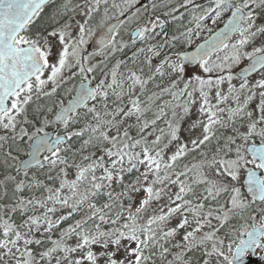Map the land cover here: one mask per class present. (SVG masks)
Listing matches in <instances>:
<instances>
[{
    "label": "snow or ice",
    "instance_id": "6c2138e0",
    "mask_svg": "<svg viewBox=\"0 0 264 264\" xmlns=\"http://www.w3.org/2000/svg\"><path fill=\"white\" fill-rule=\"evenodd\" d=\"M262 241L264 0H0V264H248Z\"/></svg>",
    "mask_w": 264,
    "mask_h": 264
},
{
    "label": "water",
    "instance_id": "95a60500",
    "mask_svg": "<svg viewBox=\"0 0 264 264\" xmlns=\"http://www.w3.org/2000/svg\"><path fill=\"white\" fill-rule=\"evenodd\" d=\"M220 27H223V24H221V25H220L218 28H216L215 30H218ZM102 31H103V30H98V34L92 37V40H91V42H90V46H89V47H90V50L93 51V52H94V51H97L98 48L100 47V44H99V41H100V32H102ZM208 35H209V34H208ZM208 35H207L206 37L200 39L196 44L203 43L204 40L208 37ZM196 44H195L194 46L191 47L192 50L195 49ZM248 63H249V61H247V63L244 64L242 67L247 66ZM258 71H259V69L257 70V72H258ZM255 73H256V72H255ZM255 73H251V76H252L253 74H255ZM70 98H71V97H69V98L65 101V103H67V101H68ZM45 133H47L50 137L54 138L59 132H57L56 129H50V130L45 131ZM60 134H62V133H60ZM41 135H44V133H42ZM45 154H49V153L47 152V150H44V151L41 152V154H40V155H41V159H42V157H43ZM244 238H246V237H244ZM261 256H262V255H250V256L248 257V264H264L263 259H261Z\"/></svg>",
    "mask_w": 264,
    "mask_h": 264
},
{
    "label": "trees",
    "instance_id": "16d2710c",
    "mask_svg": "<svg viewBox=\"0 0 264 264\" xmlns=\"http://www.w3.org/2000/svg\"><path fill=\"white\" fill-rule=\"evenodd\" d=\"M226 16H227V14H226ZM226 16H225V19H226ZM221 24H222V23H221ZM221 24L215 26V29L218 28ZM208 34H209V33H207V32L203 33V34L201 35V37L198 38V39H196V40H195V43H194L193 45H191L190 47L194 46V45H195L200 39L206 37ZM127 35H128V33H123V34H122V38L124 39ZM125 55H130V51H129V52H126V53H124V54H122V56H121V55H118L117 58H119V56L124 57ZM76 82H78V81H76ZM68 97H69V96H65L64 99L67 100ZM50 128H56L57 131H58V132H61V133H62V131H63V130H62V126H59V125H57V126H55V125H50V126L47 127V129H50ZM47 155H48V154H47Z\"/></svg>",
    "mask_w": 264,
    "mask_h": 264
},
{
    "label": "rangeland",
    "instance_id": "374dc122",
    "mask_svg": "<svg viewBox=\"0 0 264 264\" xmlns=\"http://www.w3.org/2000/svg\"><path fill=\"white\" fill-rule=\"evenodd\" d=\"M130 34H131V32H130V30H129V32H128V35L124 38L125 40H127V39H129V37H130ZM91 40H92V38H90L89 39V43H88V46H87V51L88 52H92L91 50H90V42H91ZM249 51H251V48H249L248 49ZM122 56V55H121ZM121 56H119V58H117V59H120V58H123V57H121ZM247 61H248V59L247 58H245V60L244 61H242V63H241V65H240V67H242L244 64H246L247 63ZM259 71L258 72H256L255 74H253L252 75V77L255 79V78H259ZM78 83V82H77ZM70 97V96H69ZM66 101V100H65ZM51 129V128H50ZM50 129H45V131H47V130H50ZM61 133V132H60ZM262 242H264V241H262ZM257 252L258 253H261V254H263L264 255V249H258L257 250Z\"/></svg>",
    "mask_w": 264,
    "mask_h": 264
},
{
    "label": "flooded vegetation",
    "instance_id": "af4514ba",
    "mask_svg": "<svg viewBox=\"0 0 264 264\" xmlns=\"http://www.w3.org/2000/svg\"><path fill=\"white\" fill-rule=\"evenodd\" d=\"M92 52H93V51H92ZM94 52H95V51H94ZM257 250H258V249H257ZM257 250H256V254H255V255H262V256H264L263 254L258 253ZM263 262H264V259H263Z\"/></svg>",
    "mask_w": 264,
    "mask_h": 264
}]
</instances>
